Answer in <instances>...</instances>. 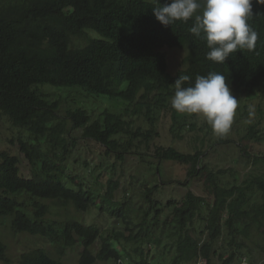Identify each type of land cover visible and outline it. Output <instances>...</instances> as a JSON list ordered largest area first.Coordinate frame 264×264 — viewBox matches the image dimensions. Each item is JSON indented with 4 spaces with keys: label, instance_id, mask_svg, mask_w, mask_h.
I'll return each instance as SVG.
<instances>
[{
    "label": "trees",
    "instance_id": "1",
    "mask_svg": "<svg viewBox=\"0 0 264 264\" xmlns=\"http://www.w3.org/2000/svg\"><path fill=\"white\" fill-rule=\"evenodd\" d=\"M167 2L158 0L160 5ZM158 3L0 0V116L31 135V140L18 141L31 166L30 177L21 173L18 156L0 153V221L9 219L15 234L48 240L56 253L54 257L37 247L23 252L18 264H67L63 259L77 248L81 250L78 264H158L153 247L173 252L172 264H192L202 257L211 264V255L218 256L215 245L225 236L228 251L221 253V261L235 264L246 256L242 254L245 243L239 238L251 239L254 229L264 228V160L256 159L263 165L261 174L240 182L232 172L234 180L228 181L226 171H216L204 162L206 151L195 148L184 153L154 145L151 149L159 137L158 114L171 110L180 130L190 125L189 116L197 115L179 113L171 106L179 77H190L182 85L188 87L194 86L198 75L218 72L226 76L230 90L252 100L264 97V4L254 0L252 5L249 24L259 35L255 49L238 51L224 64H216L206 59V41L190 33L192 21L165 27L155 19L152 9ZM77 41L83 45L77 46ZM166 48L187 53L184 67L176 73L169 69ZM46 85L77 88L122 101L127 107L121 114L104 110L97 120L83 108L62 116L61 100L41 90ZM142 118L149 128L137 126ZM258 128L250 127L248 137H256ZM78 130L83 139L102 146L105 156L116 162L125 163L127 155L138 153L133 151L134 141L146 145L157 161L156 167L151 165L152 175L162 176L165 162L189 167L188 179L180 185H191L190 178L202 179L209 196L189 190L181 200L164 203L156 198L157 193L171 183L159 181L147 187L148 208L135 223L131 203L116 201L119 181L110 179L106 191L99 194L71 176L70 160L78 146L73 142L74 132ZM93 208L107 212L124 229L103 232L100 226L87 225L73 215L52 216L54 211L87 213ZM197 222L205 224V240L195 235ZM0 262L10 263L1 226Z\"/></svg>",
    "mask_w": 264,
    "mask_h": 264
},
{
    "label": "rangeland",
    "instance_id": "2",
    "mask_svg": "<svg viewBox=\"0 0 264 264\" xmlns=\"http://www.w3.org/2000/svg\"><path fill=\"white\" fill-rule=\"evenodd\" d=\"M76 45L81 46L83 42L77 41ZM165 52L172 73H176L184 67L187 55L185 50L166 48ZM41 90L43 93L49 94L53 100H61L60 114L62 116H65L69 110L83 108L89 111L93 120H97L104 110L121 114L127 107L122 101H112L106 97L89 95L77 88L65 89L46 85ZM231 92L236 97L238 106L227 134L223 136L215 134L206 119L199 114L194 117L189 116L187 123L190 125L180 130V125L173 121L172 111L167 110L166 113L158 114L157 131L159 137L151 144V149L154 146H159L175 147L184 153H192L195 148L206 151L207 155L204 162L216 171H226L228 181L234 180V172L237 173L240 182L252 175L261 174L263 165L256 162V159L264 160V97L252 100L239 92L233 90ZM179 123H183L182 120ZM194 123H196V127L192 126ZM255 125L259 127L256 137H248L250 127ZM137 126H142L144 129L149 128L144 118L139 120ZM0 131V153L9 151L18 156L21 161V173L25 177H30L31 166L25 155L21 153L18 141L20 138L25 141L31 140V135L27 130L14 128L3 116H0ZM74 137L73 142H76L78 146L70 160L71 176L76 177L80 183H85L87 187L99 194L106 191L110 179L119 181L120 189L116 192V201L131 203L133 209L131 216L135 223L142 220L143 210L148 208L144 199L147 187H153L159 181L164 180L171 183L161 186L159 193H157L156 198L164 203L172 199L181 200L189 190L203 197L209 196V188L202 179L190 178L189 183L192 182L191 185H180L188 179L189 167L165 162L161 164L162 176L155 177L152 175L150 172L151 165L156 167L157 161L151 156V149L149 150L144 144H139L138 141L133 142V151L138 153L127 155L126 162L121 163L116 162L115 158L106 157L105 149L99 144L83 139L81 130L75 131ZM142 157L146 162L141 160ZM53 213V217L73 215L87 225L96 224L100 226L103 232H108L111 229H124L122 224L112 219L107 212H101L99 208H93L87 213L76 212L74 209H70L69 212L60 210ZM204 215H207V209L204 211ZM0 224L3 240L8 246L9 264H18L23 252L37 247L48 250L56 257L55 249L48 240L28 234H15L11 230L9 219H4L2 223L0 221ZM204 229L205 224L197 222L195 235L203 237L205 240L207 234ZM239 241L245 243L246 248L242 254L244 253L246 256L237 260L235 264H264V228L261 230L254 229L251 233V239L247 240L240 237ZM227 247L228 241L225 236L215 245L218 256L211 255V264H223L220 255L228 251ZM98 249L99 243L95 245L94 251L96 252ZM162 249L159 251V249L152 248V255L157 257L155 262L172 264L174 253ZM80 251L78 248L69 250L63 261L67 264H78ZM162 253H166V256L161 257ZM0 264L4 263L0 262ZM192 264H207V259L202 257L198 262Z\"/></svg>",
    "mask_w": 264,
    "mask_h": 264
},
{
    "label": "clouds",
    "instance_id": "3",
    "mask_svg": "<svg viewBox=\"0 0 264 264\" xmlns=\"http://www.w3.org/2000/svg\"><path fill=\"white\" fill-rule=\"evenodd\" d=\"M254 0H168L152 9L155 19L168 27L177 22L192 21L190 33L206 41L209 51L206 59L224 64L231 54L241 50L252 51L259 39L249 24L253 16ZM264 4V0H255ZM190 77H179L171 106L179 113L199 114L215 134L228 133L238 106L226 76L218 72L198 75L194 86L184 87Z\"/></svg>",
    "mask_w": 264,
    "mask_h": 264
}]
</instances>
